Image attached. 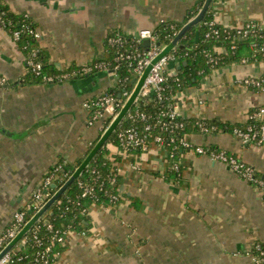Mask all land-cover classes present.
<instances>
[{
  "label": "crops",
  "instance_id": "crops-1",
  "mask_svg": "<svg viewBox=\"0 0 264 264\" xmlns=\"http://www.w3.org/2000/svg\"><path fill=\"white\" fill-rule=\"evenodd\" d=\"M2 1L11 13L36 23L38 45L59 70L108 59L106 39L111 32L133 36L163 21L182 22L199 2ZM211 9L222 27L254 21L264 30V0H213ZM181 70L179 62H170L166 73ZM27 71L25 54L0 27V73L8 78L0 86V233L51 165L59 159L78 162L95 140L91 152L97 147L105 131L99 136L100 124L87 125L83 102L118 83L112 71L54 83H18ZM262 75L264 60L230 62L199 83L181 87L173 98L184 119L246 123L252 110L264 105V92L241 80ZM134 77L137 85L140 77ZM188 138L238 155L264 175V145L245 143L221 130H196ZM110 146L120 156L115 160L122 201L116 206L92 205L86 234L73 231L53 264H254L251 247L257 241L264 245L262 189L229 165L193 151L181 154V175L174 178L168 176L172 160L165 148L151 145L132 153Z\"/></svg>",
  "mask_w": 264,
  "mask_h": 264
},
{
  "label": "trees",
  "instance_id": "trees-1",
  "mask_svg": "<svg viewBox=\"0 0 264 264\" xmlns=\"http://www.w3.org/2000/svg\"><path fill=\"white\" fill-rule=\"evenodd\" d=\"M205 0H199L197 5L192 8L191 12L187 15L182 22H170L163 21L157 27L154 28L156 33L157 42L161 45L169 44L172 39L171 36L175 32H179L181 28L193 19L200 11ZM213 3V1H212ZM212 4L205 14L204 19L195 27L189 29L180 39L178 45L175 48V52L179 55V61L183 65L182 70L177 72L175 75L167 74L166 88L164 90V99H158L155 93L149 95H141L135 105L133 111L141 109L146 112L149 117L146 121L140 119L130 120L124 119L122 124L116 129L115 133L106 142L91 163L83 170L77 179H75L71 185L65 190L63 194L50 206V208L43 214L42 218L36 223L35 229L20 240L19 245L14 247L12 251V260L9 264H29L32 262L38 250L41 247L36 245L35 239L33 238L34 231L37 235L44 240H48L53 235V232L47 230L45 224V218H49L51 223L56 229L64 230L72 228L75 231L82 232L89 225V208L92 205H104V206H116L122 201V196L119 191L120 175L118 174L117 165L114 160L120 159V156L111 149V144L119 146L118 132L123 127H135L139 132L144 130L147 123L153 125L148 142L151 143L154 136L158 134L161 127L158 124V120L162 117L163 112L168 108L170 104L175 103V99L172 97L174 92L181 87L188 84L199 83L200 80L209 75L212 70L217 69L225 64L234 61H242L247 58L249 60L255 59L254 52L251 44L255 41H264V30H259L255 35L248 37H234L236 33L234 29L230 30V34L223 31L221 25L217 24L215 27L220 30L219 35L213 33V28L205 22L213 19ZM0 25L8 33H11L13 39L19 49L26 56L27 60V74L18 82L24 85L29 84H45L54 83L62 80H72L80 78L84 75H93L100 73V71L94 70L87 74L82 73L80 65H71L70 67L59 70L50 61V54L47 50H43L38 45V39L28 30V27L35 28L36 23L29 18L27 15H16L9 11L7 5L4 3L0 5ZM196 28H199L197 33ZM15 30L20 31V36L15 37L13 32ZM120 34L124 38H131L132 35L124 34L120 31L111 32L106 39V48L108 52V60L110 62L108 70L114 69V58L119 50H125L127 46L113 45L109 43V38ZM230 36V37H228ZM236 45L235 48H232ZM130 47V46H128ZM142 47H147L146 44H142ZM224 50H220L219 48ZM31 48H37L36 54L32 55ZM211 57H214L215 62L210 61ZM33 60L36 63L41 64V69L35 70L32 65L29 64V60ZM95 61V60H94ZM76 70L77 74H71L72 71ZM116 72L118 73V83L116 86L109 88L106 92L114 95L119 101V110L126 102L129 95L134 90L136 85L135 77L130 66L122 64ZM64 74H70L67 77H63ZM51 76L53 80L45 79ZM112 119H108L105 123L104 128L100 131L99 136L107 129ZM186 125L183 129H175L174 131H164L163 135L165 140L169 141L171 137L180 138L185 134H189L193 131L199 130L198 122L204 121L208 127H215V131H226L232 132L236 126H245L246 123L231 124L228 122H222L220 120H201V119H184ZM97 140L91 143L89 150L84 158L78 160L76 163H66L64 159H59L56 165H63L67 170V175L61 180H55L58 187L62 186L65 181L74 173L78 165L88 156L91 150L96 145ZM153 145V144H151ZM187 149H183L181 152L175 151V158L180 159L181 154L187 152ZM129 152L142 153L143 150L140 148L133 149ZM114 157V160L111 159ZM55 166H52L53 169ZM182 167L180 170L170 169L168 176L174 178H180ZM264 177V176H262ZM113 178L115 181L113 182ZM86 186H92L94 192L92 195L82 197V192ZM56 189L53 188L51 195L55 193ZM32 216L27 215V220ZM34 227V226H33ZM63 246H54L51 252V257L54 254L61 252ZM21 258V259H20ZM54 261L50 262L53 264Z\"/></svg>",
  "mask_w": 264,
  "mask_h": 264
},
{
  "label": "built area",
  "instance_id": "built-area-1",
  "mask_svg": "<svg viewBox=\"0 0 264 264\" xmlns=\"http://www.w3.org/2000/svg\"><path fill=\"white\" fill-rule=\"evenodd\" d=\"M3 4V1L0 0V5ZM205 24L213 28V33L215 35L220 34V30L215 26L217 23L214 19L205 22ZM228 34L230 30L234 29L236 33L233 34L234 37H248L255 35L262 30L261 27L254 21L247 22L239 27L227 28L222 27ZM28 30L34 35L36 39H40L41 33L35 28L28 27ZM15 37L20 36V31L15 30L13 32ZM177 32H175L171 39L173 40ZM230 37V36H228ZM150 40V44L145 48L142 47V44H145L146 40ZM109 43L119 46H127L125 50L117 51V54L114 58L115 64L114 69L111 71L115 74V77L118 79V73L116 70L124 63L132 69L133 73L140 77L146 68L151 65L149 74L146 78L145 85L142 91V95H149L155 93L158 99L163 100L164 90L166 88L167 82V65L170 62H179V55L174 49L169 54L160 57L157 61L154 60L161 53L164 45H161L157 42L156 33L154 29H143L137 35L127 39L122 37L120 34L109 38ZM130 46V47H128ZM236 45H233L232 48H235ZM252 50L254 52V60H264V41H254L251 44ZM224 50L222 47L219 48V51ZM32 55L36 54L37 48H31ZM210 61L215 62L214 57L210 55ZM248 61L247 58L242 59L243 63ZM29 64L34 67L35 70L41 69V64L34 62L32 59L29 60ZM110 62L105 59L95 60L89 64L80 65L82 73L87 74L90 71H106L108 70ZM71 74H77V71L74 70ZM70 74H64L63 77H67ZM45 79L53 80L51 76L46 77ZM8 78L0 73V86L7 84ZM241 83L246 87H251L256 90L264 92V75L262 76H246L243 77ZM173 97V96H172ZM119 101L117 98L108 93H101L95 97L88 98L84 101L83 106L89 111L88 125L94 126L100 124L101 129L104 128L105 123L108 119H114L119 113ZM149 115L142 111L141 109H136L135 111L130 110L126 116V119L146 121ZM249 121L245 126L234 127L232 134L241 138L245 143H255L264 145V105L259 106L252 110L249 115ZM112 122V121H111ZM158 124L161 127V130L156 134L151 143L148 142V137L150 131L153 128L151 123H147L143 131H138L135 127H123L118 132L119 146L118 149L123 152H129L133 149L140 148L142 150L148 149L151 144L157 145L165 148L172 160V169L180 170L181 159L175 158V151L181 152L183 149L188 151H193L197 154L206 155L214 161H219L230 166V168L240 177L250 182V184L258 187L264 191V175L260 174L255 166L250 163L245 162L238 155L229 153L225 149L207 147L203 145H196L188 138V134L177 138L171 137L169 141L165 140L163 135L164 131L170 132L175 129L185 128L184 118L181 116L177 110L176 103L170 104L168 108L163 112L162 117L158 120ZM199 130L205 133L214 132L215 127H208L205 125L204 121L198 122ZM114 160V157H111ZM115 165H117L116 160H114ZM53 169H49L46 175L38 184V188L34 190L29 197L26 199L24 204L14 213L11 222L6 227V229L0 233V252L16 237L19 231L23 226L47 203V201L54 195H51L53 191L52 185L56 182L55 180H61L67 175V170L61 164L56 165ZM137 165H134V168H137ZM115 181V178L112 180ZM66 182V181H65ZM56 184V183H55ZM94 188L92 186H86L82 192V197H87L92 195ZM30 214L32 217L27 220V215ZM45 224L47 230L53 232V235L50 239L44 240L41 239L37 232L34 231L33 238L35 239L36 245L41 247L35 259L29 264H50V262L55 261L61 252L54 254L53 258L51 257V252L54 246H64L67 243L69 235L75 231L72 228L60 230L56 229L55 226L51 223L49 218H45ZM36 225V224H35ZM34 227L31 229H35ZM81 234H86V231L80 232ZM251 255L254 264H264V245L261 242H255L251 247ZM21 259V258H20ZM12 260V251L10 250L1 260L0 264H9Z\"/></svg>",
  "mask_w": 264,
  "mask_h": 264
},
{
  "label": "water",
  "instance_id": "water-1",
  "mask_svg": "<svg viewBox=\"0 0 264 264\" xmlns=\"http://www.w3.org/2000/svg\"><path fill=\"white\" fill-rule=\"evenodd\" d=\"M213 0H205L202 8L199 13L191 19L188 23H186L181 30L177 33L175 38L171 41L170 44L165 46L159 56L154 60L157 61L160 57L165 56L172 52L176 46L178 45L182 36L192 27L198 25L205 17L208 9L210 8ZM197 33L199 32V28H196ZM145 44L148 46L150 44V40H146ZM182 64L179 63V68H182ZM151 65H149L143 74L140 76V79L129 97L128 102L122 106L117 116L112 120L104 134L102 135L97 147L91 152L88 158L84 161V163L66 180V182L58 187L57 184H53V188L57 189L54 195L47 201V203L23 226V228L19 231L16 237L0 252V260L16 245L21 239H23L33 228V226L42 218L43 214L50 208V206L60 197L61 194L65 192V190L71 185V183L79 177V175L83 172V170L90 164L92 157L96 154L97 150L103 145L104 142L108 139V137L113 133L118 126L124 121L127 113L132 109L133 105L137 102L139 96L141 95L146 78L149 74V70Z\"/></svg>",
  "mask_w": 264,
  "mask_h": 264
},
{
  "label": "rangeland",
  "instance_id": "rangeland-1",
  "mask_svg": "<svg viewBox=\"0 0 264 264\" xmlns=\"http://www.w3.org/2000/svg\"><path fill=\"white\" fill-rule=\"evenodd\" d=\"M0 27H1V26H0ZM83 103H84V102H83ZM83 107H84V106H83ZM84 108H85V107H84ZM85 109H86V108H85ZM86 110H87V109H86ZM87 113H88V114H87V115H88V116H87V125H88V118H89V111H88V110H87ZM88 126H90V125H88ZM55 163H56V162H55ZM55 163H54V164H55ZM54 164H53V165H54ZM53 165H51V167H52ZM51 167L48 168L47 171H48L49 169H51ZM47 171H46V173H47ZM46 173H45V175H46ZM45 175H44V176H45ZM44 176H43V177H44ZM41 180H42V179H41ZM244 180H245V179H244ZM245 181H247V180H245ZM247 182L250 184L249 181H247ZM38 184H39V183H37L34 187H32V189L30 190V192L27 194L28 197H29V195H30L34 190H36V189L38 188ZM251 185H252V184H251ZM253 186H254V185H253ZM52 187H53V186H52ZM56 190H57V189H56ZM55 192H56V191H55ZM28 197H27V198H28ZM27 198H26V199H27ZM25 201H26V200H25ZM10 222H11V221H10ZM251 260H252V255H251ZM253 263H254V262H253Z\"/></svg>",
  "mask_w": 264,
  "mask_h": 264
}]
</instances>
